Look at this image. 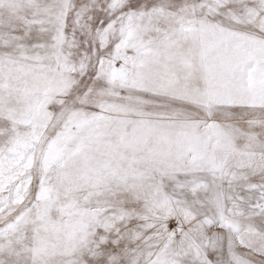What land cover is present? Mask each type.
I'll use <instances>...</instances> for the list:
<instances>
[{"label":"snow or ice","instance_id":"1","mask_svg":"<svg viewBox=\"0 0 264 264\" xmlns=\"http://www.w3.org/2000/svg\"><path fill=\"white\" fill-rule=\"evenodd\" d=\"M0 264H264V0H0Z\"/></svg>","mask_w":264,"mask_h":264}]
</instances>
